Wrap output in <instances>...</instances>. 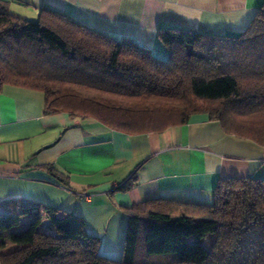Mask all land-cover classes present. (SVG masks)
<instances>
[{
  "label": "trees",
  "instance_id": "obj_1",
  "mask_svg": "<svg viewBox=\"0 0 264 264\" xmlns=\"http://www.w3.org/2000/svg\"><path fill=\"white\" fill-rule=\"evenodd\" d=\"M164 32L168 53L160 58L57 10L42 8L28 20L0 8V91L5 84L40 90L45 113H80L127 132L162 130L204 112L225 133L264 146V3L235 34ZM9 202L15 209L0 214V229L20 215L33 219L10 231L15 248L3 250L0 236L1 264H264L260 177L219 178L210 203L152 198L132 205L117 259L98 252L80 216Z\"/></svg>",
  "mask_w": 264,
  "mask_h": 264
},
{
  "label": "crops",
  "instance_id": "obj_2",
  "mask_svg": "<svg viewBox=\"0 0 264 264\" xmlns=\"http://www.w3.org/2000/svg\"><path fill=\"white\" fill-rule=\"evenodd\" d=\"M262 3L0 0V8L28 20L37 19L42 8L57 10L115 39L135 40L164 58V28L235 34ZM44 101L40 90L12 84L1 88L0 212L12 211L9 201L15 200L52 205L63 217L80 216L82 231L98 239V252L111 258L120 256L126 209L132 205L152 198L210 203L219 178H264V146L225 133L204 112L162 130L127 132L80 113H45Z\"/></svg>",
  "mask_w": 264,
  "mask_h": 264
},
{
  "label": "rangeland",
  "instance_id": "obj_3",
  "mask_svg": "<svg viewBox=\"0 0 264 264\" xmlns=\"http://www.w3.org/2000/svg\"><path fill=\"white\" fill-rule=\"evenodd\" d=\"M3 209H7V207L3 208ZM11 209H15V208H13L11 206ZM32 219H33L32 214L20 215L18 217V220L14 224L11 225L10 229H0L1 239L5 243L4 247H2L3 250H10L12 248H15L14 247L15 243L12 242V239H11V236H10V231L11 230H15V231H19L20 232V231L24 230L25 228H27L30 225V222H31ZM191 239H195V237L191 236ZM211 239H212V234H210L206 238H204L203 242L206 245H209V242L211 241Z\"/></svg>",
  "mask_w": 264,
  "mask_h": 264
}]
</instances>
